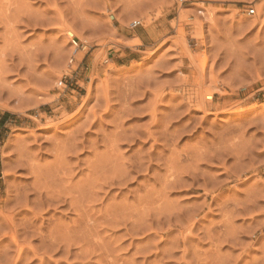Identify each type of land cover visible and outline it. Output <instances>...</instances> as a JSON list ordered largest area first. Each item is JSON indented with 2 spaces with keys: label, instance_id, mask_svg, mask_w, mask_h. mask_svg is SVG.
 <instances>
[{
  "label": "rangeland",
  "instance_id": "obj_1",
  "mask_svg": "<svg viewBox=\"0 0 264 264\" xmlns=\"http://www.w3.org/2000/svg\"><path fill=\"white\" fill-rule=\"evenodd\" d=\"M0 264H264V0H0Z\"/></svg>",
  "mask_w": 264,
  "mask_h": 264
},
{
  "label": "bare ground",
  "instance_id": "obj_2",
  "mask_svg": "<svg viewBox=\"0 0 264 264\" xmlns=\"http://www.w3.org/2000/svg\"><path fill=\"white\" fill-rule=\"evenodd\" d=\"M140 15H141V14H140ZM36 22H37V21H36ZM40 23H41V21H40ZM34 24H35V23H34ZM60 25H61V24H60ZM157 39H158V38H157ZM36 49H38V48L36 47ZM40 49H41V48H40ZM15 50H18V49H15ZM28 50H29V49H28ZM43 51H44V49H43ZM19 52H20V49H19ZM22 52H23V50H22ZM30 52H32V51H30ZM36 52H37V51H36ZM26 53H27V52H26ZM33 53H34V52H32L31 55H33ZM40 53H41V52H40ZM43 53H44V52H43ZM34 54H36V53H34ZM45 54H46V53H45ZM29 55H30V54H29ZM39 55H40V54H39ZM41 55H42V54H41ZM43 55H44V54H43ZM19 56H20V55H19ZM34 56H38V55H34ZM44 56H45V55H44ZM27 58H28V57H27ZM27 58H26V59H27ZM31 58H32V56H31ZM30 60H31V59H30ZM9 69H10V68H9ZM210 97H211V96L208 94L207 98H210ZM202 98H203V96H202ZM202 98H200V99H202ZM207 98H205V100H206ZM207 100H208V99H207ZM208 102H209V101H208ZM201 103L204 104V101L201 100ZM205 103H206V102H205ZM202 104H201V105H202ZM206 104L209 105V103H206ZM204 105H205V104H204ZM201 107H202V109H204V106H201ZM205 107H206V106H205ZM198 109H199V108H198ZM205 110H207V109H205ZM172 116H173V115H172ZM175 116H176V115H175ZM173 117H174V116H173ZM175 118H176V117H175ZM180 128H181V127H180ZM143 133H144V132H143ZM149 133H150V132H149ZM119 134H120V133H119ZM164 134H165V133H164ZM164 134H163V135H164ZM122 135H123V134H122ZM158 137H159V136H158ZM123 139H124V137H123ZM167 139H168V138H167ZM57 147H59V146H57ZM57 147H56V148H57ZM54 148H55V147H54ZM57 149H58V148H57ZM56 151H57V150H56ZM60 151H61V150H60ZM203 152H204V151H203ZM198 154H200V153H198ZM160 155H161V154H160ZM161 156H162V155H161ZM207 156H208V155H207ZM209 157H210V156H209ZM138 158H139V157H138ZM205 158H206V157H205ZM212 158H213V157H212ZM25 159H26V158H25ZM160 159H161V158H160ZM171 159H172V158H171ZM138 160H140V159H138ZM165 160H166V159H165ZM29 162H30V161H29ZM29 162L26 161V163H29ZM141 162H142V161H141ZM169 162H170V161H169ZM95 163H96V162H95ZM138 163L140 164V161L137 162L136 164H138ZM141 164H142V163H141ZM29 165H30L29 168H30L31 173L35 172V169L38 168V167H35V168H34V166L31 167V164H29ZM96 165H97V164H96ZM171 165H172V164H171ZM175 165H176V164H175ZM92 166H93V165H92ZM165 166H166V165H165ZM27 167H28V165H27ZM96 167H98V166H96ZM96 167H95V168H96ZM162 167H164V166H162ZM175 167H176V166H175ZM187 167H188V166H187ZM29 168H28V169H29ZM189 168H190V167H189ZM170 169H172L171 166H170ZM170 169H169V170H170ZM173 169H174V168H173ZM173 169H172V170H173ZM30 171H29V172H30ZM36 171H37V173H38L39 170H36ZM174 171H176V170H174ZM174 171H171L170 174L167 175V176H170V177H171V175H173L172 173H173ZM95 172H96V171H95ZM124 172H125V171H124ZM167 172H168V171H167ZM174 173H175V172H174ZM41 174H42V173H41ZM127 174H128V173H127ZM127 174H126V175H127ZM177 174H178V173H177ZM34 175H35L34 180H36V178H37L38 175H37V174H34ZM44 175H45V174H44ZM167 176H166V177H167ZM125 177H126V176H125ZM178 177H179V176H177V175L175 176V178L173 177V178H174V179H173V180H174V184H175V182L177 183V182L179 181V180H177ZM92 178H93V177H92ZM167 178H168V177H167ZM167 178L165 179V183L169 180V179H167ZM180 178H181V177H180ZM39 179H40V178L38 177V180H39ZM193 179H194V178H193ZM94 180H95V179H94ZM163 180H164V178H163ZM163 180H162V181H163ZM171 180H172V177L170 178V180H169L168 182H169V183L171 182V184H172L173 180H172V181H171ZM42 181H43V180H42ZM34 183H35V182H34ZM40 183H41V182H40ZM42 183H43V182H42ZM94 183L96 184V181H95ZM94 183H93V184H94ZM165 183L162 182V184H163L164 186H165ZM169 183H167V185H169ZM85 184H86V183H85ZM171 184H170V185H171ZM174 184H172V186H173ZM41 185L43 186V184H41ZM88 185H89V184H88ZM176 185H177V184H176ZM36 186H38V185H36ZM39 186H40V185H39ZM39 186L36 187V189L40 190L42 186H41V187H39ZM89 186H90V185H89ZM174 186H175V185H174ZM166 187H167V186H166ZM42 188H43V187H42ZM72 188H73V187H72ZM44 189H45V188H44ZM98 189H99V188H98ZM163 189H164V188H163ZM88 190H89V189H88ZM66 191H67V190H66ZM63 192H64V190H63ZM46 193H48V192H46ZM66 193H68V192H66ZM82 193H83V192H82ZM92 193H93V192H92ZM58 194H59V193H58ZM58 194H57V196H60V194H59V195H58ZM68 194H69V193H68ZM80 195H82V194L80 193ZM49 196H50V195H49ZM55 196H56V195H55ZM47 197H48V196H47ZM53 197H54V196H53ZM53 197H52V198H53ZM58 198H59V197H58ZM56 199H57V198H56ZM70 199H72V198H70ZM70 202H71V201H70Z\"/></svg>",
  "mask_w": 264,
  "mask_h": 264
},
{
  "label": "built area",
  "instance_id": "obj_3",
  "mask_svg": "<svg viewBox=\"0 0 264 264\" xmlns=\"http://www.w3.org/2000/svg\"><path fill=\"white\" fill-rule=\"evenodd\" d=\"M247 13H248V14H252V13H254V8H252V7L248 8ZM138 23H139V22H137V21L133 22V26L137 25Z\"/></svg>",
  "mask_w": 264,
  "mask_h": 264
},
{
  "label": "trees",
  "instance_id": "obj_4",
  "mask_svg": "<svg viewBox=\"0 0 264 264\" xmlns=\"http://www.w3.org/2000/svg\"><path fill=\"white\" fill-rule=\"evenodd\" d=\"M5 115H7V113H5Z\"/></svg>",
  "mask_w": 264,
  "mask_h": 264
}]
</instances>
